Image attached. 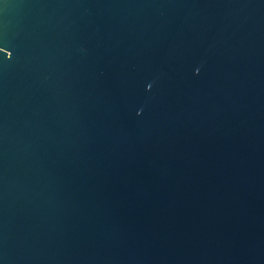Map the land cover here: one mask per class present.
<instances>
[{
	"label": "water",
	"instance_id": "95a60500",
	"mask_svg": "<svg viewBox=\"0 0 264 264\" xmlns=\"http://www.w3.org/2000/svg\"><path fill=\"white\" fill-rule=\"evenodd\" d=\"M0 264H264V0H0Z\"/></svg>",
	"mask_w": 264,
	"mask_h": 264
}]
</instances>
